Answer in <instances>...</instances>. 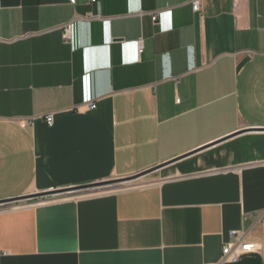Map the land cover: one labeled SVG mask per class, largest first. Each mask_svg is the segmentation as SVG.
<instances>
[{
	"label": "crops",
	"instance_id": "crops-1",
	"mask_svg": "<svg viewBox=\"0 0 264 264\" xmlns=\"http://www.w3.org/2000/svg\"><path fill=\"white\" fill-rule=\"evenodd\" d=\"M190 8L0 0V264H264V0Z\"/></svg>",
	"mask_w": 264,
	"mask_h": 264
},
{
	"label": "built area",
	"instance_id": "built-area-1",
	"mask_svg": "<svg viewBox=\"0 0 264 264\" xmlns=\"http://www.w3.org/2000/svg\"><path fill=\"white\" fill-rule=\"evenodd\" d=\"M91 3L95 0H89ZM191 3V8L194 12H198L200 9V0H189ZM240 0H234V4L236 5ZM152 20L156 21V15L152 16ZM69 29H65L63 34V40L68 41L69 39ZM141 43L139 42V47L137 49L138 53H141ZM178 99L176 98L175 101ZM88 109H94L95 104L92 101H88L85 104ZM52 112L45 114L44 119L48 126H51L53 123ZM33 118H21L18 123L21 126H30L32 124ZM231 241H228L226 244H223L221 249V263L228 262L234 263L239 260V258L243 254H247L257 249L255 243L244 240V234L239 231H231L230 232Z\"/></svg>",
	"mask_w": 264,
	"mask_h": 264
},
{
	"label": "water",
	"instance_id": "water-1",
	"mask_svg": "<svg viewBox=\"0 0 264 264\" xmlns=\"http://www.w3.org/2000/svg\"><path fill=\"white\" fill-rule=\"evenodd\" d=\"M147 172H144L143 174H145ZM143 174H140V175H143ZM138 176H134V177H131L130 179L129 178H125V179H117L115 181L117 182H124V181H130L131 179H135L137 178ZM111 181L112 180H106V181H101V182H97V183H91V184H86V185H83V186H77V187H73V188H66V189H63V190H56L54 192H44V193H40V194H35L34 197H43V196H48V195H51V194H54V193H63V192H67V191H80V190H88V189H93V188H98V187H102L104 185H108V184H111ZM24 197H21V198H16L14 201H18L20 199H24ZM11 200V201H13ZM0 202H3L0 200Z\"/></svg>",
	"mask_w": 264,
	"mask_h": 264
},
{
	"label": "rangeland",
	"instance_id": "rangeland-1",
	"mask_svg": "<svg viewBox=\"0 0 264 264\" xmlns=\"http://www.w3.org/2000/svg\"><path fill=\"white\" fill-rule=\"evenodd\" d=\"M145 179H143V180H145ZM125 182L126 181L117 182V181H115V179H113L111 181V184L104 185V186L98 187V188L88 189V190L74 191V193H71L70 195L71 196H79V195H88V194L91 195V194L102 193V192H105L107 190H112V189H116V188L125 187V186L130 184V183L123 184ZM132 184H134V183H132Z\"/></svg>",
	"mask_w": 264,
	"mask_h": 264
}]
</instances>
